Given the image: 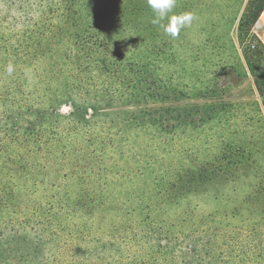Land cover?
<instances>
[{
  "label": "trees",
  "instance_id": "16d2710c",
  "mask_svg": "<svg viewBox=\"0 0 264 264\" xmlns=\"http://www.w3.org/2000/svg\"><path fill=\"white\" fill-rule=\"evenodd\" d=\"M162 3L0 0V264H264L263 221L242 219L218 252L211 223L168 222L179 206L122 208L96 193L110 143L85 138L93 120L112 136L182 122L180 109L148 106L180 93L158 86L150 67L163 55L151 41ZM263 11L264 0H249L238 26L239 41L262 51L251 31Z\"/></svg>",
  "mask_w": 264,
  "mask_h": 264
},
{
  "label": "rangeland",
  "instance_id": "374dc122",
  "mask_svg": "<svg viewBox=\"0 0 264 264\" xmlns=\"http://www.w3.org/2000/svg\"><path fill=\"white\" fill-rule=\"evenodd\" d=\"M248 2L163 0L151 14V41L163 55L154 52L150 67L158 86L180 93L148 106L180 109L181 124L165 133L128 125L112 136L93 120L85 137L110 143L95 164L105 204L114 195L122 208L179 206L168 222L211 223L218 252L242 219L264 222V212H250L264 204V193L254 196L264 188V50L250 36L238 39ZM262 29L256 23L251 31L260 41ZM121 105L113 109H136Z\"/></svg>",
  "mask_w": 264,
  "mask_h": 264
},
{
  "label": "crops",
  "instance_id": "0c3cea01",
  "mask_svg": "<svg viewBox=\"0 0 264 264\" xmlns=\"http://www.w3.org/2000/svg\"><path fill=\"white\" fill-rule=\"evenodd\" d=\"M263 14H264V11L261 13V16H262ZM261 16H260V18H261ZM260 18L258 19L257 23L263 25V28H264V24H263V22H261ZM262 30H263V31H262V38L264 39V29H262ZM261 41H262L263 44H264V40H261Z\"/></svg>",
  "mask_w": 264,
  "mask_h": 264
},
{
  "label": "bare ground",
  "instance_id": "6f19581e",
  "mask_svg": "<svg viewBox=\"0 0 264 264\" xmlns=\"http://www.w3.org/2000/svg\"><path fill=\"white\" fill-rule=\"evenodd\" d=\"M261 21H264V14L260 18Z\"/></svg>",
  "mask_w": 264,
  "mask_h": 264
}]
</instances>
